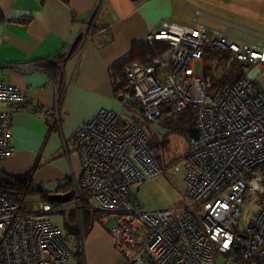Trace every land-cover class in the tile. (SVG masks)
<instances>
[{
  "label": "built area",
  "instance_id": "built-area-1",
  "mask_svg": "<svg viewBox=\"0 0 264 264\" xmlns=\"http://www.w3.org/2000/svg\"><path fill=\"white\" fill-rule=\"evenodd\" d=\"M88 35L87 29L81 39ZM146 42L165 43L168 50L150 65L129 66L122 111L102 110L73 137L83 158L79 202L82 188L97 202L92 215L108 214L116 222L111 230L115 248L126 264H219V255L234 252L239 264H264V89L256 88L249 73L213 93L205 70L194 68L204 66L211 49L230 52L232 60L264 64V47L239 45L227 32L206 26L170 22ZM63 90L59 83L57 103ZM26 101L24 90L0 77V103ZM187 108L196 110L199 134L190 141L183 166L173 167L186 175L183 210L145 209L132 187L163 174L165 165L163 154L148 144V125ZM60 118L57 109V124ZM14 151L10 115L0 112V159ZM28 199L0 187V264H67L69 248L46 218L59 205ZM245 202L257 210L250 226L241 230Z\"/></svg>",
  "mask_w": 264,
  "mask_h": 264
},
{
  "label": "crops",
  "instance_id": "crops-1",
  "mask_svg": "<svg viewBox=\"0 0 264 264\" xmlns=\"http://www.w3.org/2000/svg\"><path fill=\"white\" fill-rule=\"evenodd\" d=\"M0 12V77L27 97L20 108L0 103V112L10 115L15 149L0 159V171L32 173V183L49 195L71 192L67 202L52 203L69 216L77 213L86 241L84 264H99L89 257L93 253L96 258L98 252L109 254L104 264H125L105 222L93 221L87 235L82 230L83 215L94 218L90 210L96 200L91 198L90 208L84 210L77 197L83 158L74 147V135L102 110L122 111L111 69L129 58L138 44L148 43L149 34L164 22L191 27L201 16L200 26L227 32L232 42L264 47V0H0ZM23 18L31 21L18 23ZM87 29L88 39H81ZM37 64L39 68L32 67ZM252 71L256 88L264 89V64ZM59 83L64 90L57 103ZM57 109L59 124L54 120ZM67 182L69 189L59 190Z\"/></svg>",
  "mask_w": 264,
  "mask_h": 264
},
{
  "label": "trees",
  "instance_id": "trees-1",
  "mask_svg": "<svg viewBox=\"0 0 264 264\" xmlns=\"http://www.w3.org/2000/svg\"><path fill=\"white\" fill-rule=\"evenodd\" d=\"M1 17L2 16H0V18ZM2 21L3 20L0 19V22ZM19 21L20 22L18 23L28 24L31 19L23 18ZM166 50H168L167 44L161 42H154L152 44H138L129 58L121 61L116 66H114L111 70L113 72L116 96L121 99L123 92L129 89L125 75V70L127 69V67L131 66L134 63H140L144 66L150 65L158 56L166 52ZM203 63L205 67V77L211 81L213 85V93L218 92V90L223 86L235 85L238 81L242 80L244 76L251 73L255 66V64L243 62L238 59L232 60V55L230 52L219 49L207 50L204 55ZM24 105L25 104L15 107L20 108ZM168 116V118H165L164 120H162V117L154 123H149L146 131L148 137L150 138V140L148 138L149 146L163 154L164 162H166L164 150L165 146L168 144V137L170 135H182L186 137L190 143V141L197 138L199 134L198 117L195 109L187 108L182 112L173 113ZM162 121L164 123V131L162 132L161 136H158L159 133L154 132L153 126L159 124ZM190 151L191 146L189 147L187 153H189ZM185 155H183V157ZM161 165L163 166L164 164L162 163ZM32 182V173L26 174L25 176H16L11 175L7 172L0 171L1 189H4L9 193L27 195L28 197L30 196V194H41L42 200L44 202L49 201L48 198L50 191H48L41 185L35 186ZM69 187L70 183L67 182L64 185L60 186L59 190H67L69 189ZM79 194L82 209L85 210L90 208V193L80 188ZM93 216L94 218L91 219L90 214L89 216L88 214L83 215L85 235L88 234L93 221H98L101 224H104V217H100V219L97 220V213ZM65 224H67V226L73 232L77 231L78 233H81L76 212L70 214L69 218L65 220Z\"/></svg>",
  "mask_w": 264,
  "mask_h": 264
},
{
  "label": "rangeland",
  "instance_id": "rangeland-1",
  "mask_svg": "<svg viewBox=\"0 0 264 264\" xmlns=\"http://www.w3.org/2000/svg\"><path fill=\"white\" fill-rule=\"evenodd\" d=\"M202 20L203 18L199 16L198 18L199 24L197 25H200L201 24L200 22ZM207 23L209 24V26L213 28L220 29L218 28L219 24L217 23H211V22L210 23L207 22ZM231 35L232 36L235 35L240 38H243V36L234 34L233 32L231 33ZM234 40L235 39H231V41H234ZM237 43L239 45L245 44V42L243 43L241 41H237ZM194 68L196 72H203L205 70V67L201 63H196ZM252 74H253V71L251 72V75ZM254 79L256 80V75ZM168 117L164 115L162 120ZM153 129H154V132L159 133L158 136H161L162 132L164 131L163 121L157 125H154ZM189 147H190L189 141L187 140L186 137L182 135H170L168 137V144L165 146V150H164L165 159H166L165 165H163L164 173L159 176H156V177L147 179L145 181H142L140 183H137L132 187V192H133L135 199L143 208L148 209V210H155V211L156 210H167V209H177L180 211L183 210L184 194H186L187 192V183L185 179L186 175L184 171L180 173L174 171L173 167L174 165H179L181 167L183 166L182 157L183 155L187 153ZM29 199L33 201L31 203H35V201L36 202L41 201L42 196L41 194H33V195L30 194ZM96 206H97V202L94 201L93 207L96 208ZM29 209H30V206H29ZM256 210H257L256 204L248 203V202H245L243 204V214L239 218L241 230H244L250 226L252 222L251 220L254 218ZM97 215H98L96 216L97 220L100 219V217L101 218L104 217L103 222H105V227L108 232L114 228V225L116 222L110 219V215L102 214L100 212H97ZM65 216H66L65 211L63 209H60L56 213L47 215L46 218L52 220L58 226V229L61 231L64 241L69 248L70 258L67 261V264H84L83 248L86 246V243H85L86 241H84L83 243V240L85 236H83V234L81 233H78L77 231L73 232L67 226V224H65ZM113 236H114V233H113ZM97 254L98 255L95 258L94 254L90 253V256H89L90 261L91 259H93L99 264H104L110 259V256L108 253L98 252ZM117 254L120 255V257L121 256L123 257V255H121L120 253L117 252ZM234 255H236L235 252L232 254V256L219 255L218 257L219 264H239L235 260ZM117 259H118V256H117Z\"/></svg>",
  "mask_w": 264,
  "mask_h": 264
},
{
  "label": "water",
  "instance_id": "water-1",
  "mask_svg": "<svg viewBox=\"0 0 264 264\" xmlns=\"http://www.w3.org/2000/svg\"><path fill=\"white\" fill-rule=\"evenodd\" d=\"M72 196L73 195L71 192L64 194H50L48 199L51 202H67L68 198H71Z\"/></svg>",
  "mask_w": 264,
  "mask_h": 264
},
{
  "label": "clouds",
  "instance_id": "clouds-1",
  "mask_svg": "<svg viewBox=\"0 0 264 264\" xmlns=\"http://www.w3.org/2000/svg\"><path fill=\"white\" fill-rule=\"evenodd\" d=\"M49 202H51V201H49Z\"/></svg>",
  "mask_w": 264,
  "mask_h": 264
}]
</instances>
